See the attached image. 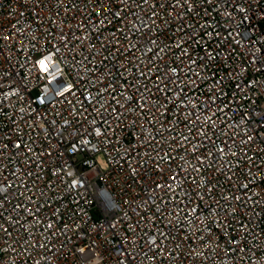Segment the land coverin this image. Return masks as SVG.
Wrapping results in <instances>:
<instances>
[{
    "label": "built area",
    "instance_id": "1",
    "mask_svg": "<svg viewBox=\"0 0 264 264\" xmlns=\"http://www.w3.org/2000/svg\"><path fill=\"white\" fill-rule=\"evenodd\" d=\"M0 264H264V0H0Z\"/></svg>",
    "mask_w": 264,
    "mask_h": 264
}]
</instances>
